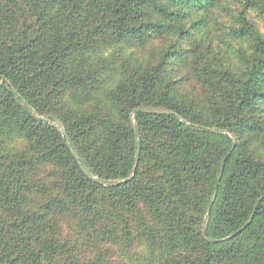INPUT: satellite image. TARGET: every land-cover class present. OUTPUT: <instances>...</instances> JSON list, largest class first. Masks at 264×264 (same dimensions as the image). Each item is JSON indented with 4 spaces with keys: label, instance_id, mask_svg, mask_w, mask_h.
<instances>
[{
    "label": "trees",
    "instance_id": "1",
    "mask_svg": "<svg viewBox=\"0 0 264 264\" xmlns=\"http://www.w3.org/2000/svg\"><path fill=\"white\" fill-rule=\"evenodd\" d=\"M222 1L0 0V264H264L263 0Z\"/></svg>",
    "mask_w": 264,
    "mask_h": 264
},
{
    "label": "rangeland",
    "instance_id": "2",
    "mask_svg": "<svg viewBox=\"0 0 264 264\" xmlns=\"http://www.w3.org/2000/svg\"><path fill=\"white\" fill-rule=\"evenodd\" d=\"M242 5L240 4V2H237V1H227L226 2L224 0L218 7H216L215 12L218 13V17L220 21L224 23H228V24L235 23L237 21L236 17L239 15V10L242 8ZM250 18L254 19L259 25L260 29L264 32V0L262 1V6H257L254 10H252ZM214 42L215 44L228 43L229 40L228 39L227 40L216 39L214 40ZM232 61L236 63L234 59H232Z\"/></svg>",
    "mask_w": 264,
    "mask_h": 264
}]
</instances>
